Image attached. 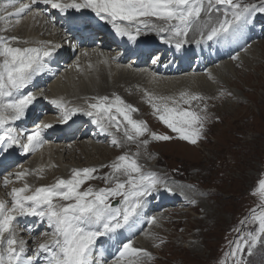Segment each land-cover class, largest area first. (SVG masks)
<instances>
[{"label": "snow or ice", "instance_id": "6c2138e0", "mask_svg": "<svg viewBox=\"0 0 264 264\" xmlns=\"http://www.w3.org/2000/svg\"><path fill=\"white\" fill-rule=\"evenodd\" d=\"M39 3L65 14L74 10L84 15L87 10L130 41H136L145 29L157 32L165 43L173 44L177 50L189 43L191 32L198 33L197 44L207 41L231 44L243 34L253 13H264V0L259 4L247 0H30L29 3L7 0L5 7L19 6L14 12L0 16V21L15 17L18 25L23 16L42 17L44 14L35 8ZM8 30L7 26L3 29ZM165 33L167 36L163 35ZM60 47L51 40L0 35V151L19 147L25 154L36 153L47 143L44 133L54 127L53 123L39 121L31 130L17 125L38 99L37 93L28 90L29 87L38 77L52 71L49 61ZM231 59L240 60V56L237 53ZM107 62L105 59L104 63ZM75 67L82 70L79 61ZM208 76L214 81L217 79L211 71ZM144 95L158 120L176 133V137L151 131L146 121L133 117L139 110L118 94L86 97L83 104H73L64 97L53 98L49 103L58 110L56 123L67 124L75 115L83 113L92 117L102 131L115 129L123 133L124 140L145 147L151 140L178 138L197 144L206 138V123L210 118L206 101L213 97L188 90L178 95H159L145 90ZM225 95L232 93L221 89L219 97L215 98ZM40 96L48 99L43 93ZM193 101L203 104L198 103L193 109ZM115 132L111 142L121 146ZM146 135L150 139L143 138ZM139 155V151L125 152L111 163L100 165V168L110 169L103 175L97 174V167L72 168L68 178L58 177L53 183L40 186L30 184L27 178L36 175L42 179L46 168L56 165L3 175L2 186L11 188L6 193L9 199L0 198V264H104L98 259L103 256L98 241L111 240L121 230L131 231L144 217L147 197L158 187L173 192L159 173L145 169ZM92 180H102L104 186L87 184ZM16 183L21 186H14ZM253 194L259 197V203L233 229L237 235L228 241V250L219 264H228L229 258L231 264H245V255L251 256L264 247V178L258 180ZM189 202L197 203L195 199ZM22 217H35L51 229L41 233L43 240L33 238L35 249L31 255L28 254L29 241L19 235L18 224ZM148 223L155 225L158 218L152 216ZM164 242L160 239V244ZM153 258L151 252L135 247L128 239L111 264H144L146 259Z\"/></svg>", "mask_w": 264, "mask_h": 264}, {"label": "rangeland", "instance_id": "374dc122", "mask_svg": "<svg viewBox=\"0 0 264 264\" xmlns=\"http://www.w3.org/2000/svg\"><path fill=\"white\" fill-rule=\"evenodd\" d=\"M247 2L259 4L260 0ZM259 38L261 41L264 40V35ZM262 50L263 44L262 46L259 44L260 54ZM223 79L217 87L218 94L221 89L233 93L231 96L225 95L219 99L213 97L206 101L209 107L214 109V112L208 111L210 118L206 123V138L197 144L178 138L169 141L151 140L148 144L152 146L148 149L152 154L150 160H155L150 162L154 163V167L142 162L145 169L159 173L170 186L175 188L177 185L179 193L190 190L192 194L188 191L189 197L191 200L195 199L197 203L185 201L182 205L177 203L182 199V195L176 192L179 200L175 205L169 207L162 205L151 212V217L157 218L155 215L157 210L165 213L163 217L167 219L168 224L155 232L152 248H143L154 257L151 260L146 259L144 264H219L228 250V241L237 235L233 229L239 226V222L250 209L259 203V197L253 194V190L258 186V180L264 178V58H260L249 67L243 66L242 63L236 65L231 75L224 76ZM198 103L201 104L193 101V109H196ZM152 116L154 118L153 114ZM156 121L158 124L149 122L148 127L151 131L177 136L163 122ZM116 135L123 139L122 132H116ZM176 141L185 143L182 152L178 149L179 146H176ZM163 142L170 144L160 146L159 143ZM109 146L116 147L113 144ZM114 150L118 151V148ZM117 156L113 154L111 159L115 160ZM108 157H105V160ZM99 172L102 175L103 171ZM64 175H69V172L66 171ZM100 181L92 180L87 184L103 187L104 183ZM148 203L151 204V201L146 202L149 208ZM169 211L170 215H167ZM188 213L191 215L188 219L176 217ZM37 221L36 218L35 222ZM45 223L39 222L38 227ZM148 224L145 223L137 234H143ZM39 229L36 237L44 230L42 227ZM160 239L165 242L160 244ZM244 260L245 264H264V247L258 248L251 256L245 255ZM228 264H231L230 258Z\"/></svg>", "mask_w": 264, "mask_h": 264}, {"label": "bare ground", "instance_id": "6f19581e", "mask_svg": "<svg viewBox=\"0 0 264 264\" xmlns=\"http://www.w3.org/2000/svg\"><path fill=\"white\" fill-rule=\"evenodd\" d=\"M6 4L7 0H0V16H6L8 13L15 11V7L19 6V4H16L15 7H5ZM257 14H259V12L253 13L249 18L247 27L237 41L227 45L221 44V48L219 47L218 43L207 41V46L211 48L208 55V60L211 58V62L206 63V60H204L202 64H199L196 67H188L184 70H177L176 68L170 67L168 64H166L164 67H161L159 64L158 66L154 65L153 68L151 63L144 65L137 63L136 65H132L131 61L123 62L120 61V59L111 61V59L106 56L107 54H111L109 50H99L98 47L95 46L93 51L89 53L90 57L84 55L82 50L81 53L83 55L81 54L76 56V58L72 59L70 63H67L68 60L65 61V64H70L71 68L63 70L61 73L57 74L55 78L48 81H44V75L38 77L36 81H41L39 82V87L34 89L35 86H30L28 90L35 93H43V95L53 98L64 97L66 100L72 101L73 104H83V100L86 97H93L97 95L113 96L118 94L128 104L135 106L139 110L138 112L133 113V117L135 119L144 120L147 122V124H149V122L158 124L156 121L158 118L154 114L150 105L147 104L144 95L145 90L159 95H178L180 91L188 90L190 92H204V96L215 98L217 95L219 96L217 92L219 83L224 80V76L231 75V73L235 70L236 65H241L242 63L243 66L249 67L257 63V60L260 58H264V40L261 41V38H259L261 37L259 36V33L262 31V27H258L255 22V20H257L259 17ZM85 16L91 17V13L87 10H85L84 15L75 13L76 20L79 17ZM15 20L16 18L13 17L9 21H0V35H15L33 41H65L67 39L72 41L74 40V38H71L69 35L63 33L60 27L55 29L51 28L49 25L44 23V19L41 17L34 19L31 15L23 16L20 18L21 22L18 25L15 23ZM6 26L9 28V30L3 31ZM150 32L153 34L152 31ZM262 35H264V31L262 32ZM198 37V33L196 32L189 33V41L198 39ZM259 44H261V46L263 44V50L261 51V54L259 51ZM236 48L238 49L235 50ZM244 48L247 50L243 51L242 49ZM230 49L233 50L229 52ZM101 51H104L103 56L105 55L106 58L100 55ZM224 53L228 54L223 57ZM237 53L240 56V60L231 59V57ZM70 55L71 53H67L66 57H69ZM156 58L157 56L155 55V60ZM105 59L108 60L107 63H104ZM77 61H79V64L81 65L82 70L80 71H78L75 67ZM89 64H91V67H89ZM209 71H211L212 74L217 78L215 81L209 78ZM201 104L203 103L201 102ZM44 108L45 106H41L40 110ZM213 110L214 109L209 107L208 111L211 113ZM30 111L31 108L29 112ZM150 113L154 115L156 120ZM82 115L84 114L78 113L76 116L82 118L84 117ZM34 116H36V113ZM29 125V129H32L35 126L32 124ZM22 127L27 128V124H23ZM82 134L83 131L81 130L79 133H74V135H60L56 142H51L40 152H36L33 155L21 160L15 165V167L12 168V172L23 169H36L51 164L56 165V167H47L42 179H38L36 175H31L27 178L30 184L40 186L42 184L53 183L58 177L68 178L71 174L72 168L97 167L99 170L103 171V175L107 172V168H100V165L109 164L114 161L111 159L113 154H117L119 156L125 152L134 154L137 151L140 153L139 162L141 164L143 162L144 164L146 163V165L149 164L150 167H154V163L150 164L151 161L153 162L155 160H150L152 158V154L148 150L150 149V145L145 147L139 145L138 143L128 142L124 139H120L121 146L114 147L118 148V151H116L114 148L109 146L110 144L112 145V142L108 143L109 139L107 135H105V138L101 137L102 139H94L92 136L85 137L82 136ZM143 138L149 139L150 137L146 135ZM105 140L106 143H103ZM169 144L170 143L168 142H163L161 144L159 143L160 146ZM184 144V142L182 143L176 141V146H179L178 149L181 152L185 148ZM180 147L182 149H180ZM178 153L180 152L178 151ZM189 153L190 152H188V154ZM107 156L109 157L107 160H105V157ZM192 158H194L193 154ZM18 165H22V169H17ZM66 171L69 172V175H64ZM97 174L101 175L100 172ZM56 175L58 176L56 177ZM103 183L104 182H102V184ZM16 185L17 183L14 186ZM176 187L178 186L175 185V191H179V189ZM10 188L11 186L8 188L0 187L1 198L9 199L6 196V193L7 191H10ZM188 191L190 194H192L190 190ZM188 191L184 192V195L181 196L185 202H189L191 200ZM172 200L173 199H171V201ZM156 208L157 207H153L151 204L149 208L148 205H145L144 217L131 229V231H128L127 229L121 230L120 233L116 234L111 240L106 238L105 243L102 245H100L98 241V247H100L101 251L103 252V256L98 257V259L103 261L104 264H111V261L118 254V249L128 239H131L134 242L135 247L140 246L141 248L150 249L151 243L153 242L152 240H155V236H146L145 233L155 234V232L159 231L161 227L167 225L168 221L163 217L165 213L162 211L159 212V210H157L155 215L158 216V223L155 225L148 224L146 228L147 230L143 234H137V232L141 229V227L144 226L145 223H148V218L151 217V212ZM169 213L170 211L167 212V215H170ZM188 216H191L190 213L176 215V217H187V219ZM35 221V217L19 218V235L29 241V255L32 254V250L35 248V245L33 247L31 245L34 243L32 242L33 238L37 235L36 230H40L39 228L42 227L44 229L43 232L51 231L46 223L40 224L38 227V224L41 221ZM26 229H30L31 231H26ZM38 237L41 239L44 238L41 236V234ZM117 237H119V240H117ZM116 241L117 243H115Z\"/></svg>", "mask_w": 264, "mask_h": 264}]
</instances>
